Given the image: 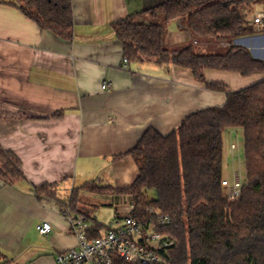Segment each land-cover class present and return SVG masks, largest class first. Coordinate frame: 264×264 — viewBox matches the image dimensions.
<instances>
[{"label":"crops","instance_id":"crops-1","mask_svg":"<svg viewBox=\"0 0 264 264\" xmlns=\"http://www.w3.org/2000/svg\"><path fill=\"white\" fill-rule=\"evenodd\" d=\"M167 1L72 0L74 37L66 41L42 30L15 0H0V145L19 158L26 178L15 185L0 180V253L8 264H55L59 254L78 245L62 215L75 188L93 181L130 187L138 168L129 152L147 131L167 136L189 115L226 103L225 92L207 89L190 69L125 62L113 24ZM167 30L171 48L193 43L203 53L226 49L198 43L181 18ZM234 44L264 60L263 32ZM205 78L236 92L264 75L207 70ZM231 145L225 146V160L234 166ZM43 185L50 190L37 193ZM111 196V205L132 203ZM43 222L51 224L48 235L36 229Z\"/></svg>","mask_w":264,"mask_h":264},{"label":"trees","instance_id":"trees-1","mask_svg":"<svg viewBox=\"0 0 264 264\" xmlns=\"http://www.w3.org/2000/svg\"><path fill=\"white\" fill-rule=\"evenodd\" d=\"M14 5L42 30L72 41V0H15ZM264 0H170L113 24L124 56L130 62H154L190 69L212 91L225 92L226 103L189 115L174 132L163 136L147 131L129 155L138 177L126 188L99 181L75 188L68 203L75 214L89 218L94 235L110 226L97 222L85 194L119 195L131 199L132 215L150 221V212L160 210L171 223L158 226L174 242L170 264H264V79L236 92L223 83H208L207 70L237 73L244 77L264 75V60L235 41L264 33L250 20ZM181 18L199 43L220 46L222 52L203 53L193 43L171 48L167 24ZM241 129L245 141L246 179L236 200L231 201L225 180V134ZM0 180L15 185L26 178L21 161L0 145ZM37 193L50 190L36 187ZM157 193L155 199L149 192ZM90 206V207H89ZM0 264H8L0 253ZM115 264H130L115 259Z\"/></svg>","mask_w":264,"mask_h":264},{"label":"built area","instance_id":"built-area-1","mask_svg":"<svg viewBox=\"0 0 264 264\" xmlns=\"http://www.w3.org/2000/svg\"><path fill=\"white\" fill-rule=\"evenodd\" d=\"M252 24L263 26L264 13L254 18ZM125 62L128 63L127 58ZM107 87L106 83L102 86L103 90ZM236 149V145L232 144L231 151ZM244 183L245 180L238 171L231 180L223 181L231 201L240 195ZM134 209L135 206L131 203L128 216L110 225L102 235L95 236L92 221L84 215L75 214L67 202L62 215L68 221L78 245L59 254L55 264H115L117 258L130 264H170L168 255L174 242L168 235L157 231V227L169 225L171 218L160 210H153L150 212V221L140 220L131 214ZM36 229L41 235L52 232L48 222L37 225Z\"/></svg>","mask_w":264,"mask_h":264},{"label":"rangeland","instance_id":"rangeland-1","mask_svg":"<svg viewBox=\"0 0 264 264\" xmlns=\"http://www.w3.org/2000/svg\"><path fill=\"white\" fill-rule=\"evenodd\" d=\"M262 10V7H257L254 10L252 16H255L259 11ZM234 133V134H233ZM228 132L225 135V146L228 147L231 144H235L237 149L236 151L237 158L235 160L236 165L232 166L231 162L224 161V173L225 178L231 180L234 174L238 171L241 172L243 179H246V164H245V141H244V134L241 129H237L235 132ZM233 134V135H232ZM231 149V147H230ZM111 195H94V194H87L86 200L90 204H97L99 207L94 212V217L96 218L97 222L103 224L105 226L114 225L118 221L124 219L127 215V211L129 210L130 204L127 206L122 204L121 206L118 205H111L110 199ZM157 197V193L154 191L149 192V198L155 199Z\"/></svg>","mask_w":264,"mask_h":264}]
</instances>
